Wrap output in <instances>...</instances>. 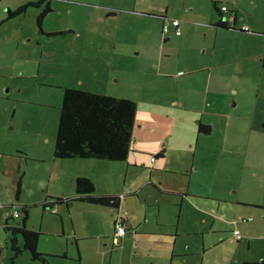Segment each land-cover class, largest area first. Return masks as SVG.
<instances>
[{"label":"crops","instance_id":"crops-1","mask_svg":"<svg viewBox=\"0 0 264 264\" xmlns=\"http://www.w3.org/2000/svg\"><path fill=\"white\" fill-rule=\"evenodd\" d=\"M120 1L121 5L106 4L101 6L100 4L99 8L104 9L100 10V13L95 9H91L94 15L91 16L90 19H84L83 31L77 30L75 26L70 25L67 26L68 31L64 30L57 32H65L63 33L64 35L68 33V35L79 36V41L84 38L83 36H85V34L88 36V34L94 33L96 49H94L93 59L96 67H99V64L103 62V66L114 71L115 65H117V72H119L120 79L116 82L127 84L129 86L128 93L130 94H136L137 97L140 98L141 96H145V98H143L145 106L142 107L141 104L139 105V103L134 101L135 98L125 94H110L107 91H100V89L90 92L95 94H108L111 97L125 98L134 101L137 105V110L133 140L136 138V142H138V140L143 141L146 138L151 139V137H153L156 138L153 139L155 145H153L152 140H150L148 148H145V144L142 143V148L139 150L138 145L136 143L133 144L132 140L129 148V155H127L125 161L78 158L63 160L55 159L53 156L56 131L52 137V124L49 125L46 121L35 130L27 131L25 137L28 138L30 136L32 138L27 144L20 145L21 136L24 135V132H21V134L17 132L18 136L16 138L14 137V141L11 145L0 144V161L2 166L0 172L5 175L9 181L16 182L14 197L17 200V205L32 204L27 198L28 195L26 196V192L28 191H26L22 182L24 177L31 174L33 171L29 166V161L33 160L37 165H43L45 167L52 163L55 166L50 168L54 169V171L49 173V181H53L60 192L50 195L51 197L49 198L64 199L74 197L76 195L74 182H76V178L79 177L90 178L98 194L117 196L118 198V205L116 208L86 203L87 205L94 206V208L91 209V216L88 222L86 221V224L80 227V232L83 235L90 230L101 228L103 224L99 223L101 219L98 218L99 214L103 213L104 210L106 212L114 210V213L110 215L111 220L114 222L117 218H121V220L124 219L126 220L128 229H131L121 240H113V233H111L112 237L111 234L109 237L107 236L108 238L106 240H109L112 246L116 243L117 245L114 246L116 247L119 245L121 248L127 243H137L145 236L146 241L141 242V244L143 243L142 246L147 247V256H149V258L152 257L150 251L158 249L164 250V257L167 259L166 264H183L179 259L175 260L176 256H183L181 258H185L190 256L191 253L194 255V259H197V261L193 260L192 264H209L208 259H210V257L211 259L213 256L217 257V247L223 242L225 243L227 236L232 235L234 230H239L242 235V240L239 241L236 239V244L231 249V251L234 249L236 250L237 257L229 259L221 256L226 260L225 262L223 260L222 262H216V259L213 261L216 262V264H223V262H230V260L231 264H264V177L261 180L256 177H253L251 180H244L241 178H226L222 177L220 174L221 172L219 170L222 166L230 165V159H234V163L231 167L234 169L233 172L235 173L240 172L244 176H253L254 169L251 167L244 169V159H242L239 154L238 157L235 156L233 152L234 148H231L233 140L228 136L227 128L236 126L231 125L226 120L225 128L220 119H218L220 116H226L224 115L226 109L223 108V110H221L218 100L215 99L216 92L211 91L214 83L212 70H216L217 67L223 66L222 64L226 54L235 53L238 55L243 53L242 51L245 49L243 47H246L250 53L256 54L255 56L258 61L261 60V67L264 69V51L261 50L260 44L252 47L253 42L246 40L247 37L245 35H247L248 32H244L247 30L239 29L243 27L236 25L238 22V14H234V7L231 4L230 6L226 4L221 6L220 9H222V7H226L227 9L224 12L219 9L222 13L220 15L218 13L219 18H212L210 21H202L191 20L192 18L187 14L179 13L172 18L167 15V9L159 14L154 13L155 10L149 5L147 0ZM50 2L52 6L53 0H50ZM189 3L186 10L188 12L198 13L199 0H190ZM216 3L217 1H214V6L217 10ZM9 10H11V8H9ZM119 15H123V18H119ZM110 17L118 18L120 27L122 22L124 28L129 32L128 35L125 33L121 40H118L121 28L114 29L117 34L112 39L110 30H107V25L104 26V20L110 19ZM233 17L235 18L234 22ZM167 18L180 21L181 33L179 36H175L172 29H170L168 34H164L161 31V22ZM221 21L226 26L223 25L218 27V25L222 24L220 23ZM155 22L160 25V31L152 27V24L155 25ZM93 24L94 26L92 27ZM201 26L202 28L209 26L212 31H215L214 37L211 38L212 43H210L212 48L205 49L209 57L207 60L197 59L193 55L194 52L191 50V52H189V58L187 59V52L188 49H190V38H197L200 35L203 37L207 36V34H202ZM134 30L137 32L143 31V35H146V37L142 38V33H140L141 36L136 37L134 40L135 42L132 44V37L129 35H132ZM241 32L244 34H241ZM259 33L264 34V32L261 31L252 32V34ZM129 44H131V46L127 48ZM182 51H184V56L180 59V52ZM107 52L110 53L107 54ZM76 56L78 66H75L73 62L70 67L71 73L75 78L73 81L65 80V84L67 88L82 90L80 81H76L77 74L82 69L85 71V67H88L90 63L88 61H83L79 54ZM108 57H110L109 63L107 62ZM128 62H134L137 63V65H129ZM138 67H140V69ZM196 73L200 74L194 76ZM201 73H203V78ZM227 77L229 76L225 78ZM178 78H182L185 81L187 78L189 79L187 84L183 83L180 85V80ZM159 80L168 81L159 85L156 83ZM220 81L222 83V80ZM196 83L204 84V90L201 89L200 86L194 89L196 87L194 84ZM228 83L229 80L226 84ZM186 85H189L190 89ZM147 86H149L150 89L142 92L141 89ZM223 90H226V87H224ZM231 91L235 94L237 93L235 88H232ZM221 100L225 99L222 98ZM20 103L25 102L20 101ZM46 108H50V106ZM59 108H57L58 114ZM262 110H264V103H262ZM191 114H193L194 120L191 123L195 124L194 129L196 131L195 156L192 157V162L185 158V154L173 156L170 161L169 156L171 149L167 143L168 140L166 136L163 135L160 138V134L162 133L161 128L162 126L165 127L170 135L171 132H173L175 120L184 124L187 120L186 115L188 116ZM140 119L142 120V124L136 129V125ZM240 119L243 120L241 117ZM243 122L249 127L248 131L244 134H259L264 132V120L261 122L256 120L247 122L243 120ZM199 123L210 126V132L208 134L198 133L197 127ZM218 123L222 124L221 131L225 128L224 142L212 139L215 132L219 131ZM152 129L153 131H151ZM244 134L242 133V135ZM186 140L187 143L190 142V140ZM6 142H8V140H6ZM184 142L185 141L180 137L177 144H183ZM258 146L260 149H264V144ZM150 153L155 154L154 159L153 157L151 160L148 158ZM5 155H7L6 162L3 161ZM197 161L204 162V164L214 167L215 171H219L216 173V176L221 175L222 184L215 183L212 184V186L210 184L205 189H203L205 186L200 188L199 181L193 180V175L199 172V168H195ZM168 164H170V166ZM36 167H34V169ZM240 173L238 176H240ZM204 178L205 177H201L199 179L204 180ZM19 180H21L19 182L20 195L17 197V184ZM64 182H68V185L63 186ZM232 183L237 184L234 185ZM225 184L230 187L227 188ZM147 187H149L151 191L146 190ZM232 188L235 189L236 194L241 196V199L243 195L245 198L241 201L238 198L229 199L227 193H229V190ZM22 191L25 193L22 194ZM189 193H191V195H189ZM150 197L153 198L152 201ZM170 197L177 199L169 202L171 199ZM48 201L49 199L47 202ZM11 205H16V203ZM56 206L57 205H54V208L50 209L41 206V221L38 226L41 233L43 232L42 228H49V223H46L49 220L45 222V212L55 215L57 212ZM58 206H62V208L66 207L62 204H58ZM175 206H179V212L174 222L172 218L173 215L169 214L168 211L170 210L169 208ZM4 207V210L9 208ZM142 207H145L147 212L149 209L154 211V214L151 216L155 221V225L150 226L151 228H148L150 222H148L146 218L139 224L136 221V216H134V214L142 210ZM236 208H240L241 210L235 212L234 210ZM36 209L40 211L39 208ZM67 209L68 211L66 213L71 220V213L69 214L70 208ZM224 210H229L236 214L234 217L235 219L233 218L229 222L231 231L228 233L225 231V229L228 228L226 227L227 223H222L219 218ZM30 211L25 227L33 230L35 229V224L31 219ZM183 214L186 216H183ZM71 221L74 226V219L72 218ZM108 223L109 225L107 227L105 226L103 229L106 231L112 230L113 232L114 225L112 226L110 222ZM240 223L244 225L240 226ZM74 227L72 229L73 237H76L75 241L77 242H75V248L81 255L83 251L78 242L81 241L83 237H79L77 240ZM222 233L225 235V240H222V238V242L218 244V236ZM192 235L199 237L198 241L195 242L196 244L191 246V242L189 243L186 239L182 246L181 242L183 239L181 238L188 237L191 240ZM149 240L152 241V243H150ZM141 244L139 245L141 246ZM103 246L107 247L105 244H103ZM39 247L40 244L38 243L37 248ZM39 251L41 252L43 250ZM96 251H99V247H96ZM242 251L248 252L252 257H241L242 255L240 253ZM223 252L227 256L228 251L221 250V253ZM41 253L50 256L49 253ZM118 255L119 254H112L106 262L102 261L100 264H119L117 262ZM66 257L67 254H65L63 259H66ZM133 259H131V261H133ZM120 264L126 263L121 261ZM138 264H141V262H138ZM149 264H155V260H152Z\"/></svg>","mask_w":264,"mask_h":264},{"label":"rangeland","instance_id":"rangeland-1","mask_svg":"<svg viewBox=\"0 0 264 264\" xmlns=\"http://www.w3.org/2000/svg\"><path fill=\"white\" fill-rule=\"evenodd\" d=\"M147 1L155 10L154 13L159 14L167 9V15L172 18L179 13L187 14L192 18L191 20L202 21H210L212 18H219L218 13L219 15L222 14L219 10L221 6L223 4L230 6L231 4L234 7V14H238V22L236 25L243 27L239 29L247 30L244 32H248L247 35H245L247 37L246 40L253 42L252 47L260 44L261 50L264 51V34H252L254 31L264 32V0H199L198 13H192L186 10L190 4V0ZM214 1H217V10L214 6ZM28 2H34L35 4L39 3L38 0H0V20H4V24L0 29V144L11 145L14 141V137L16 138L18 136L17 132H20V134L21 132H24V135L21 136L20 145L27 144L32 138L30 136L28 138L25 137V133L29 130H35L46 121L49 125L52 124V137L54 136L56 122H58L57 108L61 107V99L64 93L59 87L61 85H66V79L67 81H73L75 78L71 73L70 67L73 62L75 66L77 65V54L81 56L83 61H88L90 63L88 64V67H85V71L82 69L77 74L76 81H80L81 89L83 91L90 92L92 90L100 89V91H107L110 94H125L135 98L134 101L139 103V105L141 104L142 107L145 106V102H143L145 96H141L140 98L137 97L136 94H130L128 93L129 86L127 84L116 82L120 79L119 72H117V65H115L114 71L103 66V62L99 64V67H96L93 59V54L95 52L94 49H96L93 32L88 34V36L85 34L81 41H79V36L68 35V33L65 35L62 33H56L54 36H46L42 34L37 25V17L39 18L40 14L49 3L48 1L37 4L36 6H29L24 14L18 15L17 17L11 19L7 18V7L11 8V11H13L21 5H26ZM100 4L101 6L106 4L121 5V1L53 0L52 6L55 9V12H50L45 18H43V30L46 33L64 30L68 31L67 26L72 25L75 26L77 30L83 31L84 19H90L91 16L94 15L92 14L91 9H95L97 12L104 10L103 8H99ZM119 18H123V15H119ZM104 21V26L107 25V30H110L112 39L117 34L114 29L121 28L118 40H121L125 33L128 35L129 32L124 28L122 22L120 27L118 18L110 17V19L108 18ZM157 22H155V25L152 24V27L160 31V25L157 24ZM93 26L94 24L92 27ZM201 30L202 34H207V36L203 37L200 35L197 38H190V49H188L187 52V59L189 58V52H191V50L194 52L193 55L197 59L207 60L209 57L207 54L208 52H205V49L212 48L210 43H212L211 38L214 37L215 31H212L209 26L203 28L201 26ZM113 32L116 33L112 34ZM140 33H142V36ZM241 34L244 33L241 32ZM129 36L132 37V44L135 42L134 40L136 37H146V35H143V31L137 32L135 30L134 33ZM130 46L131 44H129L127 48ZM243 48L246 49V47ZM245 49H243V53L238 55L235 53L226 54L222 64L223 66L217 67L216 70H212L214 83L211 91L216 92L215 99L218 100L221 110H223V108L226 109V112L224 113L226 116H220L218 119H220L225 128L226 120L231 125L236 126L233 128H227V134L231 137V140H233L231 148H234L233 152L235 153V156L238 157L240 155L245 161L244 169L251 167L254 169V174L253 176H244L240 172H233L234 169L231 165L234 163V159H230V165L222 166L219 171L221 172L220 174L222 177L226 178L251 180L253 177H256L261 180L264 177V149H260L258 145L264 144V132L259 134H244L248 131L249 127L243 122V120L247 122H250V120L261 122L264 120V110H262V103H264V69L261 67V60L258 61V59H256V54L250 53L248 49ZM183 52L184 51L180 52V59L184 56ZM109 53L110 52H107V54ZM171 53L174 54L173 52ZM107 62H110V57H108ZM128 64L137 65V63L134 62H128ZM138 68L140 69V67ZM199 74L200 73H196L194 76ZM202 75L203 73H201V76ZM226 76L229 77L225 78ZM178 79L180 80L179 83L181 85L183 83L187 84L189 78H187L186 81L182 78ZM220 80H222V83ZM228 80L229 83L226 84ZM166 81L168 80H159L156 83L160 85L166 83ZM47 84H56V89ZM186 86L190 89L189 85ZM194 86H196L194 89H197V86H200V88L204 90V84L196 83ZM224 87H226V90H223ZM232 88L236 89V94L231 91ZM148 89H150L149 86L143 87L141 91L145 92ZM222 98L225 100H221ZM18 99L25 103H20V100ZM48 106H50V108H46ZM141 116L143 117L142 114ZM240 117L243 118V120L240 119ZM186 118L187 120L184 124L175 120L173 132H171L170 135L165 127L162 126L161 128L162 133L160 134V138L165 135L168 140L166 141L171 149L169 156L170 161L173 156L185 154V158L192 162V157L195 156L196 131L194 129L195 124L191 123L194 121L193 114L186 115ZM221 123H218L219 131L215 132L212 139L224 142L225 128L221 131ZM141 124L142 120L140 119L136 125V129ZM151 131H153V129ZM242 133L244 135H242ZM180 137L185 141L183 144H177ZM153 139L156 138L151 137V139L146 138L143 141L138 140V142H136L137 139L135 138L133 144L136 143L138 149L141 150L142 143L145 144V148H148L150 140H152V144L155 145ZM186 139L190 140V142L187 143ZM6 140H8V142H6ZM152 157L154 159L155 154L150 153L148 158L151 160ZM3 161H7V155H5ZM29 163V166L33 171L31 174L24 177L22 182L26 191H28L26 192L28 200L34 204H30L33 206V209H30V215L32 221H34L35 229H38L41 221V203L46 199L48 200L49 197H51L50 195L60 192V190L56 187L53 181H49V173L54 171V169L50 168L54 167V164H46L47 167H45L43 165H37L33 160H30ZM168 165L170 166V164ZM1 167L0 161V169ZM34 167L36 168L34 169ZM196 167L199 168V172H196L193 175V180L199 181L200 188L205 186L203 188L205 189L210 184L212 186V184L215 183L222 184L221 175L216 176V173L219 171H215L214 167L199 161L196 162L195 168ZM239 173L240 176H238ZM201 177H205L204 180H200L199 178ZM15 183L16 182L9 181V179L0 172V201L2 206L10 207L11 204H17V200L14 197ZM232 184L236 185L237 183ZM67 185L68 182H64L63 186ZM225 185L227 188L230 187L227 184ZM146 190L149 191V187H147ZM23 193L25 192L22 191V194ZM227 194L229 199L238 198L241 201L245 198L243 195L241 199V196L235 193L234 188L230 189ZM189 195H191V193H189ZM170 198L169 202L177 199L173 197ZM150 200L152 201L153 198L150 197ZM36 208H39L40 211ZM93 208L94 206L87 205L86 203L77 201L72 202L69 214L71 213V216L74 219L75 227L71 221L72 218L70 220V217L66 213L68 211L66 207L62 208V206L57 205V212L55 215L45 212V222L46 220H49L46 222L49 223V228H42L43 232L38 241L40 244L38 249L43 250L41 252L49 253L50 256L46 258L49 264H100L102 261L106 262L112 254H119L117 258L119 264L121 261L126 264H138V262H141V264H149L152 260H155V264H166L167 259L164 257V250L153 249L150 251L152 257L149 258V256H147L148 249L147 247L142 246L143 243L141 244V242L146 241L145 236H143L144 238L140 239L137 243H127L121 248L119 245L116 247L114 245L112 246L110 244L111 242L106 240L113 232L112 230L106 231L103 228L109 225L108 222H110L112 226L115 224V220L113 222L110 217V215L114 213V210L108 212L104 210L103 213L99 214L98 218H101L99 223L103 224L101 228L93 229L92 231L90 230L83 235L80 232V227L84 226L86 221L88 222L91 216V209ZM169 209L168 213L173 215L172 218L175 222L178 216L179 206ZM239 210L241 209L236 208L234 211L236 212ZM8 211H10V209L7 208L4 210L0 207V264H42L41 262H32L29 251H23L22 255L16 260L13 259L15 254L11 249L10 240L14 237V234L12 230L5 231L3 229L4 221L9 217ZM153 214L154 211L151 209L147 212L145 207H142V210L136 212L134 216H136L138 224L143 222L144 218H146V220L150 222L148 228H151L150 226L155 225V221L151 216ZM235 215V213H232L229 210H224L221 213L219 217L220 220L222 223H227L226 227L228 228L225 229V231H227L226 233L231 231L229 222L235 217ZM183 216L186 215L183 214ZM10 224V226L15 225L12 220H10ZM242 225L244 224L240 223V226ZM73 227L75 228L77 240L79 237H83L81 238V241L78 242L83 251L81 255L75 248L76 237H73ZM15 236L18 239L17 246L22 248V236ZM154 237L159 238L157 236ZM198 238L199 237H195V235H192L191 240L188 237L181 238L183 239L181 242L182 246L186 239L189 243L191 242V246L195 245ZM221 239L225 240L224 233L218 236V244L222 242ZM236 239L237 238L233 234L227 236L225 243L223 242L217 247V257L213 256L212 259L211 257L208 259L209 264H216L217 261L222 262V260L225 262L226 260H224L223 257L229 259L237 257L236 250L234 249L231 251L232 247L236 244ZM149 242L152 243L150 240ZM103 244L107 247L103 246ZM139 244H141V246ZM96 247H99V251H96ZM221 250L228 251L227 256L224 252L221 253ZM65 254H67V257L66 259H63L62 256ZM240 254L243 258L252 257L248 252L242 251ZM181 257L176 256L175 260L179 259L183 264H192L193 260L197 261V259H194L192 253L190 256L185 257L187 260ZM131 259H133V261H131ZM214 259H216V262L213 261ZM224 262L223 264H231V260L230 262Z\"/></svg>","mask_w":264,"mask_h":264},{"label":"trees","instance_id":"trees-1","mask_svg":"<svg viewBox=\"0 0 264 264\" xmlns=\"http://www.w3.org/2000/svg\"><path fill=\"white\" fill-rule=\"evenodd\" d=\"M44 1L46 0H38L39 3L36 4L28 2L26 5H21L13 11L7 9V18L11 19L22 13L24 14L29 6H36L37 4L44 3ZM48 2L39 18L37 17L39 30L46 36L65 33H46L43 30V18L50 12H54L53 7L50 5V0ZM220 23L223 24L222 21ZM61 102L58 122L56 123L53 152L55 159L67 160L78 158L108 161H125L127 159L130 144L134 138L137 110V105L134 101L111 97L108 94H95L76 88H68L64 90ZM209 127L199 123L197 127L198 133L208 134L210 132ZM20 181L17 184V197L20 195ZM74 185L76 194L74 197L64 199L49 198V201L42 202L41 206L50 209L54 208V205L62 204L70 208L73 201L114 208L118 205L117 196L98 194L90 178H76ZM8 209H10L8 211L9 217L5 219L3 229L5 231L12 230L14 234V237L10 240L11 249L15 254L13 259L16 260L22 255L23 251H29L32 262L49 264L46 259L48 256L39 252L37 248L41 236L40 228L31 230L25 227L29 218V211L33 209V206L16 204L11 205ZM14 212L17 213V216H14ZM10 220L14 221V226H10ZM124 227L128 229L127 225ZM115 229L116 224H114L113 228L114 239H122L125 235L122 237L115 236ZM235 231L232 232L233 235ZM15 235L22 236V248L17 246V237ZM237 239L239 241L242 240L240 232ZM62 257H65V255Z\"/></svg>","mask_w":264,"mask_h":264},{"label":"built area","instance_id":"built-area-1","mask_svg":"<svg viewBox=\"0 0 264 264\" xmlns=\"http://www.w3.org/2000/svg\"><path fill=\"white\" fill-rule=\"evenodd\" d=\"M226 7H222V9H220L222 12L226 11ZM232 20V19H231ZM170 29L173 30L174 35L175 36H179L180 35V21L179 20H175V19H165L164 22H162V26H161V30L164 34H168L170 32ZM2 206V203L0 201V207ZM14 216H17V213L14 212ZM116 224V229H115V236H123L124 233V223H123V219L121 220V218H117L115 221ZM234 235L239 238V231H235Z\"/></svg>","mask_w":264,"mask_h":264},{"label":"flooded vegetation","instance_id":"flooded-vegetation-1","mask_svg":"<svg viewBox=\"0 0 264 264\" xmlns=\"http://www.w3.org/2000/svg\"><path fill=\"white\" fill-rule=\"evenodd\" d=\"M40 1V0H39ZM46 1H48V0H46ZM45 2V1H44ZM18 8V7H17ZM16 8V9H17ZM7 9H9L8 7L6 8V10ZM9 11H11V10H9ZM23 14V13H22ZM17 17V16H16ZM234 20H235V18L233 17V22H234ZM7 21H9V20H7ZM6 22V21H5ZM4 24V20H0V29H1V26ZM226 26L224 23L223 24H220V25H218V27H220V26ZM66 81H67V79H66ZM58 84V83H57ZM47 85H51V84H47ZM51 87L52 88H55L56 89V84H54V85H51ZM65 88V89H64ZM59 89H62L63 91L64 90H66V89H68L67 87H66V85L64 86V85H61L60 87H59ZM18 100H20V99H18ZM21 101V100H20ZM11 156H13V155H11ZM2 207H4V206H2ZM123 223H124V226H126V220H124L123 219ZM126 234H128V229L127 228H125L124 229V233H123V235H126ZM113 240H115L114 239V237H113ZM115 242V241H114ZM114 245H117L116 243L114 244Z\"/></svg>","mask_w":264,"mask_h":264},{"label":"clouds","instance_id":"clouds-1","mask_svg":"<svg viewBox=\"0 0 264 264\" xmlns=\"http://www.w3.org/2000/svg\"><path fill=\"white\" fill-rule=\"evenodd\" d=\"M168 19V18H167ZM165 20V19H164ZM164 20H163V22H164ZM173 20V19H172ZM161 24H162V22H161ZM162 31V30H161Z\"/></svg>","mask_w":264,"mask_h":264}]
</instances>
